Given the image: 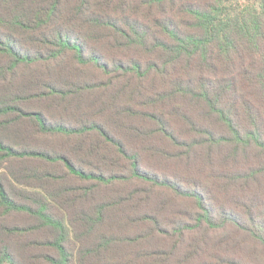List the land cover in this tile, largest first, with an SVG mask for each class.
<instances>
[{
  "label": "trees",
  "instance_id": "obj_1",
  "mask_svg": "<svg viewBox=\"0 0 264 264\" xmlns=\"http://www.w3.org/2000/svg\"><path fill=\"white\" fill-rule=\"evenodd\" d=\"M0 235V264H263L264 0H0Z\"/></svg>",
  "mask_w": 264,
  "mask_h": 264
},
{
  "label": "rangeland",
  "instance_id": "obj_2",
  "mask_svg": "<svg viewBox=\"0 0 264 264\" xmlns=\"http://www.w3.org/2000/svg\"><path fill=\"white\" fill-rule=\"evenodd\" d=\"M126 53H127V51H126ZM126 57L127 56H125V58ZM153 78H154V76L151 77L150 80L148 79V81H150L151 84L153 83L154 87H157V83L155 85L154 82H158V80H156V79L153 80ZM151 84L146 83V85L148 87H150ZM140 164H141L142 169H144L145 171H148L150 173H155V174H158L160 176L167 175L166 177H169L171 179L178 177V170L176 168L173 169V167L169 166L166 162L162 161L159 158L143 157V158H141ZM17 189H19V188H17ZM1 238H3V236L0 235V239ZM263 257H264V255H263ZM27 264H33V263L29 260V261H27ZM36 264H41V263H36Z\"/></svg>",
  "mask_w": 264,
  "mask_h": 264
}]
</instances>
